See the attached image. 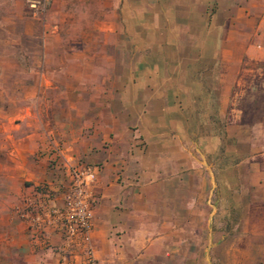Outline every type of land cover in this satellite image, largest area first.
<instances>
[{"label": "crops", "instance_id": "crops-1", "mask_svg": "<svg viewBox=\"0 0 264 264\" xmlns=\"http://www.w3.org/2000/svg\"><path fill=\"white\" fill-rule=\"evenodd\" d=\"M107 1L122 26L105 0L0 14V264L61 261V232L13 207L45 184L61 204L50 165L69 158L95 167L98 264H264V89L238 105L241 59L223 79L215 41L225 17L248 33L240 64L264 83V0Z\"/></svg>", "mask_w": 264, "mask_h": 264}, {"label": "built area", "instance_id": "built-area-1", "mask_svg": "<svg viewBox=\"0 0 264 264\" xmlns=\"http://www.w3.org/2000/svg\"><path fill=\"white\" fill-rule=\"evenodd\" d=\"M24 3L35 17L46 4L45 0H24ZM56 152L59 154L60 147ZM50 167L59 171L66 169L68 175L67 182L63 179L55 189L61 192V204L55 202L53 189L48 184L38 185L30 193L18 197L13 212L35 234L40 233L44 226L61 232L64 246L59 264H98L91 245V189L95 167L79 164L73 158L66 159L63 164L52 163ZM37 243L43 245L45 240L37 237Z\"/></svg>", "mask_w": 264, "mask_h": 264}, {"label": "rangeland", "instance_id": "rangeland-1", "mask_svg": "<svg viewBox=\"0 0 264 264\" xmlns=\"http://www.w3.org/2000/svg\"><path fill=\"white\" fill-rule=\"evenodd\" d=\"M48 4H45V7L40 12V14L35 17L31 14L30 10L26 7L24 0H0V14L5 13L6 11H14L18 12L24 15H27L33 19H40V17L43 15V13L47 10ZM122 6L121 2H114V1H107L105 0V27H111L114 26H122V24L118 23L119 18H115L111 15V13L117 9H119ZM142 20V19H140ZM219 20V19H218ZM218 20L215 21V19H210L209 17L206 18V25H213L214 22H218ZM222 32L215 35V41H222L227 43V49L223 51L222 59H223V66H222V74L223 79H225L224 75L229 74V67H226L224 64V61L228 63L230 59H241V62H244V57H241V51H240V45H243L245 42H252L251 36H248V33H242L236 34L233 30V28L230 26V23L232 20L230 18H222ZM120 25V26H119ZM239 26L246 31L247 28L245 24L239 23ZM197 35H190V40H196ZM239 63L238 66V72H237V78L239 79V82L237 86H235L233 83L231 85L232 90H242L243 94L240 98H238V105L246 106L251 105L253 101L256 99L252 94L247 93L250 90H256L261 91L264 89V83L262 81V75L257 74L254 72V63L253 61L247 62V65L252 68L253 70L250 72L243 71L242 68H245L246 66H241ZM232 73H233V67ZM231 71V70H230ZM224 83V82H223ZM259 100V99H257Z\"/></svg>", "mask_w": 264, "mask_h": 264}]
</instances>
